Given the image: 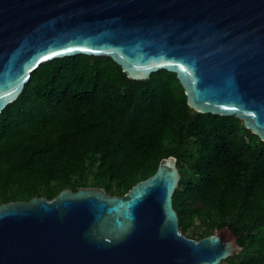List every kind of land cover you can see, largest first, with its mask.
Instances as JSON below:
<instances>
[{
	"label": "water",
	"instance_id": "95a60500",
	"mask_svg": "<svg viewBox=\"0 0 264 264\" xmlns=\"http://www.w3.org/2000/svg\"><path fill=\"white\" fill-rule=\"evenodd\" d=\"M106 56L129 79L175 73L187 105L235 116L264 141V0H0V114L43 63ZM175 156L122 196L67 187L0 203V264H221L229 227L180 230Z\"/></svg>",
	"mask_w": 264,
	"mask_h": 264
},
{
	"label": "trees",
	"instance_id": "16d2710c",
	"mask_svg": "<svg viewBox=\"0 0 264 264\" xmlns=\"http://www.w3.org/2000/svg\"><path fill=\"white\" fill-rule=\"evenodd\" d=\"M171 155L181 232L229 227L242 250L224 262L264 264V141L235 116L192 110L175 73L132 80L106 56L41 64L0 114V203L67 187L122 196Z\"/></svg>",
	"mask_w": 264,
	"mask_h": 264
},
{
	"label": "rangeland",
	"instance_id": "374dc122",
	"mask_svg": "<svg viewBox=\"0 0 264 264\" xmlns=\"http://www.w3.org/2000/svg\"><path fill=\"white\" fill-rule=\"evenodd\" d=\"M196 226H199V228H194V229H190L188 232H186V233H183V234H185L186 236H188V237H190V238H194V239H197V240H199L200 238V233H201V231L202 230H204L203 229V227H200L201 226V224H199V223H197V225ZM223 264H227V262H224L223 261Z\"/></svg>",
	"mask_w": 264,
	"mask_h": 264
}]
</instances>
